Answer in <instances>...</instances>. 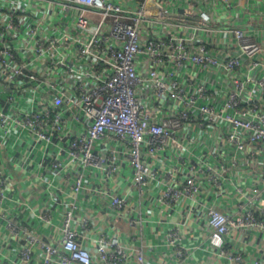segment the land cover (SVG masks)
<instances>
[{"label": "built area", "instance_id": "2783aa9c", "mask_svg": "<svg viewBox=\"0 0 264 264\" xmlns=\"http://www.w3.org/2000/svg\"><path fill=\"white\" fill-rule=\"evenodd\" d=\"M249 1L251 11L256 0ZM156 2L160 10L150 0H0V154L41 152L52 178L39 183L69 196L56 244L3 214L9 239L29 241L10 257L0 251L11 264L32 263L37 246L38 264H94L73 227L89 168L105 174L102 202L141 223L114 188L124 162L135 176L132 191L160 190V207L177 213L190 201L206 214L207 245L217 256L240 264L244 252L229 250L228 238L236 230L264 234V44L247 24L220 19L234 16L233 0ZM75 161L82 169L64 188L58 177L70 178ZM11 185L0 165V209ZM227 199L233 212L219 206ZM34 216L50 224L54 213L46 207ZM190 220L167 232L180 262L190 254L181 244ZM98 255L102 264L132 256L106 233ZM138 260L151 264L142 252Z\"/></svg>", "mask_w": 264, "mask_h": 264}, {"label": "crops", "instance_id": "0c3cea01", "mask_svg": "<svg viewBox=\"0 0 264 264\" xmlns=\"http://www.w3.org/2000/svg\"><path fill=\"white\" fill-rule=\"evenodd\" d=\"M212 1L218 4L217 0ZM233 2L237 9L231 18L223 16L221 6L216 7L218 13L223 16L220 19L226 18L227 21H231V24H233V20L236 24H247L249 32L264 44V14L259 15L258 11L254 9H264L262 0H256L251 11L247 8L251 4L249 0H233ZM27 155H29L28 152L26 153L23 148L13 151L9 147H6L0 154V165L4 166L6 174L12 181L4 208L0 209V251L9 257L17 253V247L28 245L29 241L25 234H21L17 241L9 239L6 221L3 218L4 213L10 219L26 226L29 225L33 233L40 239L56 244L61 239L60 226L65 216L63 203L69 199L65 192L52 195L43 182L39 183V177L52 178L46 172L47 162L43 161V165L39 164L41 152L37 151L30 159ZM40 163H42L41 158ZM81 169L80 163L75 161L68 167L71 177L60 175L58 180L64 188H71L72 179ZM134 181V174L127 162H124L114 188L117 193L128 198L132 215L141 222L136 225L130 224V217L118 216L102 202L97 191L105 187V174L95 168L87 169L86 182L90 189L85 190L79 199L78 208L74 214L73 227L79 233L82 244L91 252L94 264H102L98 255L102 233L117 236L123 244L130 247L132 256L127 264H140L138 260L140 252L143 253L144 260L151 264H234L224 257L217 256L213 247L207 245V232L203 229L207 220L203 211L196 214L197 207H192L190 201L183 203L177 213L173 208L160 207L162 206L159 201L161 191L141 196L131 190ZM219 206L226 212L234 211L229 199L223 201ZM46 207H51L54 213L53 222L50 224L36 221L34 216L36 213H41ZM186 216L192 220L187 225L181 226V244L190 249V254L183 262H180L175 255V248L167 243V232L169 227L172 228ZM195 218L197 222L194 221ZM83 219L88 220V227H83ZM13 242L15 245L11 248ZM227 248L244 252L245 258L240 264H252L249 262L251 259H258L262 264L264 263V234L262 233H245L242 230H236L228 238ZM35 250L34 261L30 264H38L42 259L43 250L41 247L37 246ZM0 264H11V260L0 255Z\"/></svg>", "mask_w": 264, "mask_h": 264}, {"label": "water", "instance_id": "95a60500", "mask_svg": "<svg viewBox=\"0 0 264 264\" xmlns=\"http://www.w3.org/2000/svg\"><path fill=\"white\" fill-rule=\"evenodd\" d=\"M149 6L151 8L156 9V10H160L161 9V7L158 5V3L156 2V0H150Z\"/></svg>", "mask_w": 264, "mask_h": 264}]
</instances>
